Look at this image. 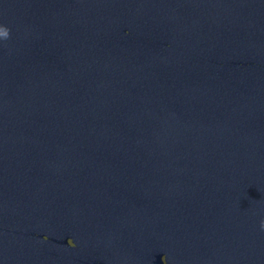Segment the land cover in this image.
Here are the masks:
<instances>
[{"label": "clouds", "instance_id": "obj_1", "mask_svg": "<svg viewBox=\"0 0 264 264\" xmlns=\"http://www.w3.org/2000/svg\"><path fill=\"white\" fill-rule=\"evenodd\" d=\"M0 34L6 39L9 36V29L4 26H0ZM261 228L264 229V220L261 221Z\"/></svg>", "mask_w": 264, "mask_h": 264}]
</instances>
